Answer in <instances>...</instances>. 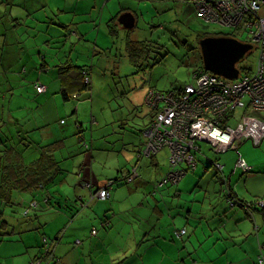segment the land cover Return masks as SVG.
I'll return each mask as SVG.
<instances>
[{"label": "rangeland", "instance_id": "1", "mask_svg": "<svg viewBox=\"0 0 264 264\" xmlns=\"http://www.w3.org/2000/svg\"><path fill=\"white\" fill-rule=\"evenodd\" d=\"M121 8L130 9L137 14V27L135 25L132 38L149 41L151 48L153 47L151 50L154 51L150 61L153 63L155 59L157 61L160 60V63L138 75H132L135 69L126 58L123 48L124 36L120 35L118 38H114L108 33V19L119 13ZM262 13L264 14V10H262ZM106 15L108 19L102 21V18L106 17ZM65 25L67 27H64ZM76 30L84 35V41L75 45L77 37H75L76 33L74 32ZM227 32L237 35L239 40L246 41V43H250L252 40V35L242 29H230L216 23L206 24L199 16L194 5L183 4L181 0H0V83L5 81L4 74H7L9 76V86L12 87L11 91L14 94L12 99L10 97L2 98L0 94V113H2L3 108L7 107L5 114H8L9 110L20 114L22 121L17 126V130L16 126L14 128V135L16 136V132L22 129H39L32 137L30 136L31 133L29 134L31 138H28L30 144H25L24 148H21V155H23L26 162H31L39 157L40 150L37 147V142L39 137L47 141L49 137L42 134L47 128L53 127V143L62 141L66 136L65 142L68 147H63L64 144L60 143L61 145L58 146L55 153V159L60 162L61 168L66 171L63 176H66L67 181L63 185L59 184L52 187L51 191L52 195H56V199L64 196V198L68 197L72 202H75L74 194L79 190L74 189L80 183L82 176L78 175L76 162L67 158L69 156L68 153H74V150L82 151L84 156L88 155L83 143L78 142L79 138L83 139L82 142L88 143L90 147L93 145L99 151L98 153H102L98 156L104 155L103 159L108 158L109 165L114 166L124 147L127 146L133 149V146L140 145L142 142L138 130L149 123V117H146V114L151 109L146 107V99L150 90L154 89L158 92L167 93L176 88L194 83V71L203 66L201 41L208 36L222 37L224 35L219 34ZM48 34L53 36V38H57L51 45L43 43ZM35 46L36 53L41 52L48 57L46 61L51 67L50 70H53V74L55 68H52V51L53 53L56 52L52 49L56 47L61 49L57 50L58 53L64 50L67 57L72 52L75 63L94 67L92 70L91 99L81 101L73 99L66 102L60 92V83L54 80L55 77L53 78V87L47 85L49 88L48 95L40 94L35 88V81L40 78L33 77L30 74L34 71L37 72V66L29 65L31 63L30 59H28L29 63H27V59L26 63L18 59L22 57V50L29 51L28 56H32V51L34 50L32 49L31 51V47ZM253 46L254 49L251 55L238 64L239 70L240 66H255L258 59V49L256 50L255 44ZM94 49L97 50V53L93 52ZM9 51L15 54L11 58L15 62L10 65H14L13 67L16 69L27 66V72L23 71L24 73H22V68L19 73L13 68L9 70L7 66L11 59L4 60ZM12 71L15 72L10 73ZM49 76L51 77L52 74ZM43 80L45 81L43 83L46 84V78H43ZM3 84L5 89L8 88L5 82ZM52 94L53 103L50 107H53V117L51 123L46 125V121L42 120L43 115L40 114V109H37L34 103L39 97L51 96ZM246 100L248 99L246 98ZM133 103L139 105L143 110L138 113L134 110ZM42 109L44 110V107ZM243 111L244 109L237 111V120L242 117ZM232 125L235 126V123H232ZM25 136L27 135L23 133L22 137ZM144 138H147L146 135ZM129 140L133 144L126 145ZM75 142L76 145L74 144ZM239 144L240 147L238 146L237 151L231 149L227 153L222 154L215 153L207 144H202L203 153H201L199 160L202 164H208L209 159L214 161V159H219L217 157L222 156L220 160L223 162L225 157H229L230 164L228 169L231 170L232 167L234 169L235 163L241 157L250 167H253L252 172L256 174L255 179L251 181V184L255 185L254 189L264 193V178L262 177L264 176V140L258 146L246 140H242ZM102 150H110V152L117 150L119 155L112 153L113 155L111 156L113 157H110L108 151L103 153ZM157 156L159 167L151 169L153 170V174H151L153 177L146 179L154 185L156 184L155 180H158L159 173H161L159 170L161 168L168 169V149L162 150ZM71 161L72 163H70ZM221 161L218 160L222 164ZM100 163L101 161L97 163L98 166ZM142 171L145 174L147 172L146 169ZM210 171L212 174L217 172L221 176L223 175L215 165L210 167ZM238 173V175H241L242 171L239 170ZM192 174L193 172L189 173V175ZM246 175H252V173ZM130 184H125V186L135 188V184ZM195 185L192 188L196 187ZM175 186L174 184L157 191L158 200H161V194L169 191L172 193L173 190L177 189ZM215 186L218 187L215 190L227 189L225 182L222 186L221 184L217 186L215 183ZM242 188L246 189L244 179H242L240 184V189ZM151 189L152 187L148 190ZM141 191L147 195V199L149 197L152 198L151 193H148L145 187ZM213 194L215 192H208L205 207L211 203L210 199H212ZM21 195L25 201L18 203L15 200V206L13 207L4 204L0 200V256L8 254L19 255L11 257L10 264H14L15 260L19 261L23 258L22 256L27 255V252L20 254L26 251L23 242L25 239L33 244V248L30 251H34V253L35 251L39 252L40 248L45 253V238L48 239L49 243L53 242V214L57 210H48L47 203L40 197L39 208L32 209L30 216L25 217L24 212L28 208L32 196L27 193ZM193 195L190 196L193 197ZM221 196L223 199L220 197L219 201L217 200V204H214L212 209L213 212L219 204H223V200L227 201L229 207H232L228 202V196L225 191L221 192ZM52 201L56 202V200ZM136 201L137 198L133 195L122 200L121 198L115 199V201L111 198L106 202L114 206L116 204L119 210L123 208L126 210L133 209ZM62 202L65 203V201ZM101 202L105 201L98 200L95 202V207L105 206ZM146 203L149 202L146 201ZM199 205L203 208L202 204ZM49 207L52 206L49 205ZM105 209H107L108 213L113 211H108V208ZM133 210L131 217L136 220H132L135 225L142 228L146 227L145 215L148 216L151 213L149 208L137 206ZM202 210L200 219L201 240L197 238L194 241L188 239L193 233L194 229L192 228L190 233L183 238L175 237L174 231L176 228L173 222L170 230H166L162 236H156L153 241L144 242L137 246L139 247L138 255L144 256L140 263L161 264L164 252H166L165 264H173L179 256L181 260L184 256L186 259H192V255L188 254L196 253L195 249L201 246L202 248L204 247L201 250L202 254H205L211 242V245L214 244L215 239L212 237L214 223L212 218L207 216L210 212H206L207 209ZM72 212H75V210ZM66 213L71 212L66 211ZM224 214L226 212L220 215ZM174 215L177 218V210L174 211ZM214 218L217 221L220 217L215 216ZM82 219L83 216L79 217L78 220ZM3 221L7 223H5L4 227ZM73 222H71V225L78 223ZM94 225L96 226V223ZM191 225L193 226V224ZM92 226L85 230L87 238L92 237ZM64 228H67L65 224L61 229ZM206 228L209 230L207 233L204 232ZM185 245L191 246V248L193 245L194 248L189 252V250L183 248ZM104 246L105 251L100 249L99 252L97 250L94 252L87 246L86 249H89L90 255L84 254L80 264H89L87 260L89 257L98 259L102 256L114 257L117 255L116 252H113V248L117 244L107 242ZM49 263L47 260L43 261V264Z\"/></svg>", "mask_w": 264, "mask_h": 264}, {"label": "crops", "instance_id": "2", "mask_svg": "<svg viewBox=\"0 0 264 264\" xmlns=\"http://www.w3.org/2000/svg\"><path fill=\"white\" fill-rule=\"evenodd\" d=\"M121 10L119 11V13L121 12L119 18L124 14L131 13L135 17V25L137 27V22H138L137 14H135V12H133L130 9L121 8ZM119 18L117 21L119 25L118 33L119 36L120 35L124 36L123 48L125 52L126 50L125 40H126L127 32H131V30H134L135 26L133 29H127L125 28L123 23L119 22ZM107 19L108 18L106 15V17L102 18V21ZM55 40H57L56 37L51 38V36L48 34L45 37V42L43 43L45 45H49V44L51 45ZM32 49L34 51H32ZM52 50L56 52L53 53L52 51V56H53L52 68L53 67L55 68L54 74H53V70H50L51 68L50 65H47L44 71L37 70V72L34 71L30 74H32L31 76L33 77L36 78L39 77L40 80L42 81H44L43 78H46V85L48 86L53 85V78L55 77L54 80L55 81L57 80L60 83V88H61V82L56 67L59 66L58 58L61 57L64 50L60 53H58L57 49L55 48H53ZM31 51L33 52L32 56H28L29 51L22 50V57L18 59H21L20 60L21 62L22 61L25 62L27 59V63H29L28 59H30L31 63H29V65L31 66L32 65L39 66V64H42L43 63L42 56L44 55V53L41 52L36 53V46L31 47ZM93 52L97 53V50L94 49ZM56 54H58V56H56ZM13 56H15V54L12 51H9L6 59L4 60L7 61L11 59ZM44 56L46 57L47 60L48 57L46 55ZM70 56L73 59L72 52ZM14 62L15 60L11 59L9 61V65L6 66L9 68V70L13 68L14 70H17L19 73L22 67L16 69L15 67H13L14 65H10ZM24 69L27 70L28 67L23 66L22 73H24L23 72ZM14 72L15 71H12L10 73H14ZM50 74H52L51 77L49 76ZM8 77L9 76H7V74H4V80H5L4 82L8 87L7 91L4 92L5 95L4 98L10 97L12 99L14 97V94L13 91H11L12 87L9 86ZM47 93H49V89ZM47 95L45 97H39L38 99H36L34 103L36 104L37 109H40V114L43 115L42 120L44 119L46 121V125L51 123L53 117V107H50L51 104L53 103V94L51 96H47ZM43 107L44 110L42 109ZM6 108L3 109L4 112L2 111L4 116L9 118H15L18 120L19 123L22 121L20 114H16L11 110H9L8 114H5ZM36 131H39V129H29V132H31L30 136L32 137L34 134H36ZM42 134L47 135L49 138L47 139V141H45L44 138L40 139L39 137L37 142L38 144H40L41 146L53 144L52 141L53 127L47 128L46 131L42 132ZM143 142L144 140L142 139L140 145H142ZM74 144L76 145V142ZM130 144L133 143H130V140L127 141L126 145H130ZM140 145L133 146L134 147L133 149L127 146L124 147L123 152L120 153V156H118V160L115 161L116 163L114 166L109 165L108 158L103 159L104 155L98 156L99 154L102 153H98L99 151L95 149L93 145L91 146V148H89V150H86L88 152L87 156L82 155V151H76V150L73 151L74 152L73 160L76 162L78 168L76 170H78L77 171L78 174L82 172L84 179L83 180L81 179L80 183H78L77 187H75L74 189V190H79L76 191V193L74 194L76 202H72L70 201V198L66 197V200L67 199L69 200V202H67V204L69 205L68 208L64 207L66 203L64 204L63 202H62L63 205L61 206L53 205V208L49 207V204L46 202L48 206L47 208L48 210L49 209L57 210V212L53 214V225H54L53 237H52L53 242L51 243L53 247L54 258L52 261H50L49 264H80V262L83 260L82 257L84 256V254L90 255L89 249L93 250L94 252H96V250L99 252L100 249L101 251H105L104 245L107 242L117 244V246L113 248V252H116L117 255H115L114 257L102 256L98 259L87 257L89 264H139L140 261L144 259V256L141 257L138 255L139 247L137 246L139 244H143L144 242L153 241V239L156 236H162V234H164L166 230H170L171 228L170 226L173 225V222L176 228V230L174 231L175 237L183 238L184 236L190 233V230L192 228L194 229L193 233L188 237V239L194 241L195 238H197L201 240L202 233H201L200 219L202 217L201 214L202 209L204 210L207 209L206 212H210L207 214V216H209V218H212V222L214 223L212 227L213 230L212 237L215 239L213 242L214 246L211 245L212 244L211 242L205 254H202L203 252L201 251L204 247L202 248L201 246L199 248H196L195 251L197 254L195 252L188 254V255H192V259L191 258L186 259V257L184 256L183 259L181 260L179 256V258L175 259L173 264H179V263L181 264H262L260 263V259L261 258L264 259V210H262V207H257V206H253L252 209L246 208V205H249L252 202L255 203L257 200H264L263 198L264 193H262L260 190H255L254 189L255 185L251 184V181H253L256 177V174L254 172L252 171L249 172L252 173V175L245 176V173L238 175L239 174L238 173L239 168L237 167L238 160L235 163L234 169L232 167V169L229 170L228 169V166L230 164L229 157H225L224 161L222 162L220 160L222 156H220L217 157V159L219 158L218 160L221 161L222 165L224 166L222 173L223 175L221 176V174H218L217 172L212 174L210 171V167L214 165L213 160L209 159L207 162L208 164L206 163L202 164L198 158L197 166L194 169L189 170L187 174L178 183L175 184L176 185L175 187L177 189L174 188L175 190H173L172 193L171 191H169L168 193L161 194L160 197L161 200H158L157 191L163 190L165 187L174 185V184H169L157 190V185L164 179V177L169 172L170 153L168 151V159H167L168 169L161 168L159 170L161 171V173H159L158 180L157 179L155 180L156 184L154 185L151 184V182L149 183V181L146 179L149 178L151 179L153 177L151 175L153 174V170L151 169H155V168L157 169V167H159V161L157 156L158 154L153 158H145V159L142 158L139 160L137 157L138 156L137 150ZM102 151L103 153L105 151H108L110 157H113L111 156L113 155L112 153L118 154L117 150H113L111 152L110 150H102ZM200 155L201 154H199V157ZM99 158H101V160H99ZM218 160L214 159V161H218ZM99 161H101V163L98 166L97 163H99ZM70 163H72V161ZM71 165L73 166V164ZM129 166L131 167L129 168ZM115 169H116V173H115ZM129 169H136L139 174V177L131 182V184H135V188L130 186L127 187L125 185H116L110 192V196H111L110 199L112 198L115 201V199L118 200L119 198H121L122 200L124 198H129L130 196L132 197L133 195H135L137 201L133 209L136 208L137 206L139 207L146 206L149 208V211L151 212L148 216L145 215L147 222L146 227L144 228H142L141 226L138 227L132 221V220L136 221L134 217L133 218L131 217V213L134 212L133 209L125 210L122 207L123 209L119 210L116 204L114 206L106 201L101 202L105 204V206L103 207L101 206L95 207V202L97 201L91 202V200H89L85 204L79 203L77 201L78 200L77 195H83L85 197H88L90 195V191H88L90 189L87 188L83 189V187L80 188V186H84L83 183L84 181H87V184L89 182H92L95 189H101V187H103L108 180L119 178L121 175H124V173L127 172ZM144 169L147 170L146 174L142 171ZM190 172H193V174L189 175ZM262 177L264 178V176ZM242 179H244V184L246 185V189L243 188L240 189V184L242 182ZM224 182L226 183V186L228 185L227 186L228 190L227 189L215 190L218 188L215 186V183L217 184V186H219L220 184L222 186ZM136 184L138 185L136 186ZM145 184L147 185L144 186ZM194 184H196L195 185L196 187L192 188ZM143 186L146 188V191L148 193H151L152 198L149 197L147 199V195L142 193L141 190H144ZM151 187L152 189L148 190ZM223 191L226 192L227 196H229V194L231 193V198L238 200L242 205H235L229 207L227 205V201L223 200V204H219V206L213 212L212 209L214 208V204H217V200L219 201L220 197L222 198L221 192ZM208 192H215V194H213L212 199H210L211 203H209V205L205 207V202L207 200L206 198ZM192 194H194L193 197L190 196ZM257 198H261V199H257ZM14 199L18 203L25 201L24 197H22L21 194H17V193ZM61 199H64V196H61ZM146 201H148L149 203L145 204ZM197 203L202 204L203 208H201V206ZM105 208H108V211L113 210L112 213H108L107 209ZM231 208L233 209L231 210ZM74 210L75 212H72ZM175 210H177V218L174 215ZM66 211L71 213H66ZM225 212H226V214H224L225 216L220 215ZM81 216H83V219L78 220L79 217ZM215 216H218L220 218H218V220L215 221L214 218ZM73 221L78 223L76 225L74 224L71 225V222ZM94 223H96V226L94 225ZM64 224L67 228L61 229L64 226ZM191 224H193V226L195 227H193ZM89 226H92V230H91L92 237L87 238L85 236L86 233L85 230H87ZM94 230H97L96 235L92 234ZM183 230H186V233L181 235L180 232ZM208 231L209 230L207 228L206 230H204L205 233H207ZM175 237L174 239H176ZM44 241L45 243H48V239ZM23 242L25 246L24 249H26V251H23L20 254L27 252V255L22 256L23 258L20 259L19 261L15 260L14 264H31L33 261L36 260L37 257H40L43 254L41 248L39 252L35 251L34 253V251H30L31 248H33V244L28 242L26 239ZM127 243H129V245H127ZM87 246H89L88 250L86 249ZM183 248L189 250L190 252L192 248H194V246L192 245L191 248V246L185 245ZM14 256L17 257L19 255H10V254L6 256L1 255L0 264H10V259H12L11 257ZM117 258L119 259L118 261ZM165 259H166V252H164L163 261L161 264H165ZM142 264H144V262Z\"/></svg>", "mask_w": 264, "mask_h": 264}, {"label": "built area", "instance_id": "3", "mask_svg": "<svg viewBox=\"0 0 264 264\" xmlns=\"http://www.w3.org/2000/svg\"><path fill=\"white\" fill-rule=\"evenodd\" d=\"M180 1V0H178ZM193 4L199 16L206 24H220L230 29H242L252 35L250 43L258 49V59L248 72H242L237 80H227L211 72L199 70L194 75V83L185 85L181 92L163 94L154 89L147 96V106L155 112L154 119L144 132V142L138 156L153 158L164 149H168L169 172L157 185V190L167 184L178 183L186 173L198 164L202 144H207L215 153L238 150L239 142L251 141L258 146L264 140V119L255 115L264 113V4L262 0H181ZM246 42V41H245ZM40 92L46 86L38 84ZM246 98L248 100H246ZM246 112L236 120V112ZM236 121V122H235ZM235 123V126L232 125ZM219 172L223 165L213 161ZM237 167L242 173L252 171L245 160L239 157ZM139 177L136 169L125 174L128 182ZM113 181L95 195L106 199L113 189ZM228 186V185H227ZM228 190V189H227ZM231 206L241 204L228 196ZM264 207V200L246 205ZM37 202L30 204L36 209ZM29 209L27 210V212ZM96 230L93 234H96ZM186 230L180 232L185 234ZM45 258L36 259L31 264H43L44 260H53V247L45 243ZM263 263V259H260Z\"/></svg>", "mask_w": 264, "mask_h": 264}, {"label": "trees", "instance_id": "4", "mask_svg": "<svg viewBox=\"0 0 264 264\" xmlns=\"http://www.w3.org/2000/svg\"><path fill=\"white\" fill-rule=\"evenodd\" d=\"M183 4H191V3L186 2ZM120 14L121 12L117 13L115 16L110 18L107 22V28L109 30V33L114 38H118L119 36V33H118L119 25L117 21H118ZM71 25L73 26V24ZM64 27H67V25H65ZM132 31L133 30H131V32H127V36L125 40V49H126L125 54H126V58L128 59L130 65L135 69L132 75H138L142 72L147 71V69H149L150 67H153L156 64L160 63V60L157 61L155 59L153 63L150 61L152 54L154 53V51L151 50L153 47L151 48V45L149 44V41L147 40L133 39L132 34H131ZM74 33H76L75 37H77L76 38L77 42L75 43V45L77 43H81L84 41V35H82L77 30ZM219 35L235 37L238 39L237 35L233 33L227 32V33H221ZM219 35H216V36H219ZM51 38H53V36H51ZM55 49L60 50L57 47ZM250 55L251 53L249 54V56ZM43 56H42L43 63L37 66V70L39 71L41 70L44 71L45 67L49 65V63L46 61V57L45 56L43 57ZM56 56H58V54H56ZM58 63H59V66L56 68L58 70V75H59V79L61 82L60 92L64 100L68 102L73 99H76L79 101L91 99V91H92V84H93L92 70L94 67L88 66V65H79L75 63L74 60L71 58V56H68V57L65 56V52H63L61 57L58 58ZM251 69H252V66H244V67L240 66V70L243 73L248 72ZM199 70L205 71L204 67L201 66L197 70L194 71V75ZM23 71L27 72V70L25 69ZM3 83L4 82L0 83V90H1L0 94L2 95V98H4L5 96L4 92L7 91V88L5 90V88L3 87L4 85ZM38 84L45 85L47 88L46 91L40 92L37 88ZM184 87L185 86L176 88L167 93H171L174 91L181 92L184 89ZM35 88L40 94H47L48 89H49L48 86L44 84L43 81L40 79L35 81ZM163 94H166V93H163ZM133 106H134V110H136L138 113H140V110H143L139 105L135 103H133ZM146 107L149 108L147 105ZM245 113L246 112L243 111L242 116ZM255 115H258L260 116V118L264 119V113L258 112V113H255ZM154 116H155V112L148 110L146 117H149V123L145 125L144 128L138 130V133L143 140H144V132L151 124V121L154 119ZM20 123L18 122L17 119L6 117L3 115V113H0V200L1 202H3L4 204L10 207H13L15 206L14 197L16 196V193L17 194H20V193L21 194H26V193L31 194L33 199L29 203L28 208L24 212L25 217H28L31 214V210L33 208L30 209V204L32 202H37L38 207L36 209L39 208L40 206L39 204L41 201L40 197L42 198L43 201L47 202L52 207H53V204L61 206L63 205L61 201H65L66 204L64 203L65 204L64 207L68 208L69 205L67 204V202H69V200L68 199L66 200V198L62 200L61 197L56 199V195H52V191H51L52 187L57 186L59 184L63 185L67 181L66 176H63V173L66 171L61 168L59 164L60 162H58L55 159V153L57 151L58 146H60L61 144H64L63 147L67 146L65 142V138L63 139L64 141L63 140L57 141L53 144L46 145V146H41L40 144L37 143V147L40 150L39 157L31 162H26L23 155H21V152H22L21 148H24L25 144L26 145L30 144V140L28 138H30L29 134L31 132H29V130L22 129L16 132L17 136L14 135V130H15L14 128L16 126V130H17L18 129L17 126L20 125ZM23 133L27 136L22 137ZM82 141L83 139L79 138V142L83 143V146H85L84 149L86 148L85 151L89 150V148H91L90 145L86 143L85 141L84 142ZM141 146L142 145H140L137 150V155H138L139 149H141ZM71 153L72 152L68 153L69 156L67 159L73 160L74 153L72 154ZM137 157L140 160L139 156ZM136 164H137V161H136ZM132 170L133 169H129L127 172L124 173V175H121L119 178L110 179L111 181L114 182L112 185L113 188L116 185H125L128 183L130 184L131 182L127 181V179L125 178V174L127 177V175L130 174ZM190 170H192V168ZM78 175L82 176L81 178L82 180L84 179L82 172L79 173ZM110 180H108L103 187H105ZM83 183L87 189H90L88 190L90 191V195L88 197H85L83 195H77V198H78L77 201L79 203L85 204L89 200H91V202H95L98 200L107 201L110 199L111 196H109L106 199L97 198L95 195L99 192L100 189H95L92 182H89L88 185H87V181H84ZM84 186H80V188L83 187L84 189L85 188ZM111 191L112 190H110V192ZM52 200H56V202ZM251 204H254V203L252 202ZM239 205H242V204H239ZM28 209L29 211L27 212ZM262 210H264V207L262 208ZM5 223L6 221L2 222L3 227L5 226ZM0 236H1V233H0ZM0 242H1V239H0ZM36 259H46L45 254L43 253L42 256L37 257Z\"/></svg>", "mask_w": 264, "mask_h": 264}, {"label": "water", "instance_id": "5", "mask_svg": "<svg viewBox=\"0 0 264 264\" xmlns=\"http://www.w3.org/2000/svg\"><path fill=\"white\" fill-rule=\"evenodd\" d=\"M263 4H264V0ZM125 28L133 29L135 17L133 14H124L119 18ZM254 46L230 36H208L201 41V53L205 71L211 72L227 80H237L241 71L238 64L246 59L253 51Z\"/></svg>", "mask_w": 264, "mask_h": 264}, {"label": "clouds", "instance_id": "6", "mask_svg": "<svg viewBox=\"0 0 264 264\" xmlns=\"http://www.w3.org/2000/svg\"><path fill=\"white\" fill-rule=\"evenodd\" d=\"M246 43V42H245ZM187 174V173H186Z\"/></svg>", "mask_w": 264, "mask_h": 264}]
</instances>
